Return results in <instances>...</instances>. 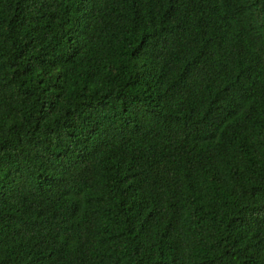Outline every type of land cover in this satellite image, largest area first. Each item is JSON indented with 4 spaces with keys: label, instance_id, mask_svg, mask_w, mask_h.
Masks as SVG:
<instances>
[{
    "label": "trees",
    "instance_id": "obj_1",
    "mask_svg": "<svg viewBox=\"0 0 264 264\" xmlns=\"http://www.w3.org/2000/svg\"><path fill=\"white\" fill-rule=\"evenodd\" d=\"M0 264H264V0H0Z\"/></svg>",
    "mask_w": 264,
    "mask_h": 264
}]
</instances>
